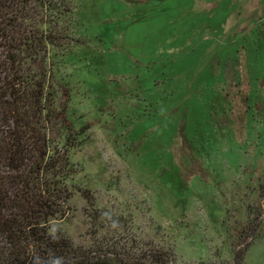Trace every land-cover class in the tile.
<instances>
[{
    "label": "rangeland",
    "instance_id": "374dc122",
    "mask_svg": "<svg viewBox=\"0 0 264 264\" xmlns=\"http://www.w3.org/2000/svg\"><path fill=\"white\" fill-rule=\"evenodd\" d=\"M71 3L79 42L48 58L93 126L52 231L86 247L114 219L173 264H264V0Z\"/></svg>",
    "mask_w": 264,
    "mask_h": 264
},
{
    "label": "trees",
    "instance_id": "16d2710c",
    "mask_svg": "<svg viewBox=\"0 0 264 264\" xmlns=\"http://www.w3.org/2000/svg\"><path fill=\"white\" fill-rule=\"evenodd\" d=\"M74 16L71 0H0V264H173L170 251L131 238L119 220L111 222L118 233L99 226L86 247L51 229L65 216L71 154L93 126L75 117L67 81L48 58L79 42Z\"/></svg>",
    "mask_w": 264,
    "mask_h": 264
}]
</instances>
